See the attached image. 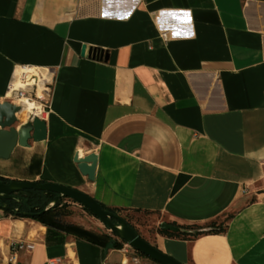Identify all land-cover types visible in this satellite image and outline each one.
<instances>
[{
	"label": "crops",
	"instance_id": "crops-1",
	"mask_svg": "<svg viewBox=\"0 0 264 264\" xmlns=\"http://www.w3.org/2000/svg\"><path fill=\"white\" fill-rule=\"evenodd\" d=\"M20 66L52 76L46 138L0 157V177L74 187L156 226L222 227L157 231L181 264H264V0H0V101ZM52 258L160 264L0 207V264Z\"/></svg>",
	"mask_w": 264,
	"mask_h": 264
},
{
	"label": "water",
	"instance_id": "water-1",
	"mask_svg": "<svg viewBox=\"0 0 264 264\" xmlns=\"http://www.w3.org/2000/svg\"><path fill=\"white\" fill-rule=\"evenodd\" d=\"M84 52L85 47H82V54ZM97 52L96 49H88V53L91 55H96ZM99 55L102 57L103 53L99 52ZM19 111L20 108L11 102L7 100L0 101V157L2 158H8L17 145L25 147L30 140L41 141L46 138V122L34 117L30 122L22 123L16 115ZM73 160L77 163L78 169L83 175H86L90 180L94 179L97 158L90 147L80 145L74 154ZM27 189L49 191L57 194L53 204L59 203V199L62 197L70 198L90 211L92 215L96 216L133 250L160 264H181L142 238L122 216L104 209L97 200L77 188L54 182H32L15 179L6 182L0 179V199L12 198L13 192ZM111 219H114L115 222H112ZM159 228L170 232L179 231L178 226L164 221L159 224Z\"/></svg>",
	"mask_w": 264,
	"mask_h": 264
},
{
	"label": "trees",
	"instance_id": "trees-1",
	"mask_svg": "<svg viewBox=\"0 0 264 264\" xmlns=\"http://www.w3.org/2000/svg\"><path fill=\"white\" fill-rule=\"evenodd\" d=\"M0 179L5 180L6 182L10 181V179L8 178L0 177ZM12 196H13L12 198L0 199V207L6 213H10L15 216H26L36 219L50 227H55L73 233L78 237L84 238L94 244L104 245L110 240H112L109 234L94 232L75 223L62 220L60 208L62 207L63 197L59 199V203L53 204L55 202L54 199L57 196V194L53 192L27 189V190L15 191L12 193ZM98 203L104 209L111 212L119 213L121 210L119 208L107 207L100 202ZM84 209L88 211L86 208ZM88 212L91 214L90 211ZM125 220L130 226H132L127 219ZM197 227L198 228L195 231L186 230L185 227H181L180 230L177 232H170L161 229H159L158 232L171 237H180L185 239L189 237H196L202 233L221 231L222 229L220 225L216 226L213 223L208 224L206 228H203L201 226H197ZM112 234L115 235L113 232ZM112 243L114 246L119 245V243L117 242H112ZM136 252L139 255L145 256L138 251Z\"/></svg>",
	"mask_w": 264,
	"mask_h": 264
},
{
	"label": "built area",
	"instance_id": "built-area-1",
	"mask_svg": "<svg viewBox=\"0 0 264 264\" xmlns=\"http://www.w3.org/2000/svg\"><path fill=\"white\" fill-rule=\"evenodd\" d=\"M160 35L162 38L167 39L166 31H162ZM14 75L15 71L9 81L3 100H7L20 108L16 115L18 119L22 118V123L30 122L34 117L44 120L49 112L51 98L52 76L49 70L45 68L43 72L38 70L37 73L30 75L23 73L18 76L17 81H13ZM32 102H35L36 106L23 113L24 107ZM13 247L14 251L25 250L30 252L34 248V243L29 240H19L13 244ZM127 247L129 246L127 245ZM132 261L136 262L137 257L133 256ZM48 264H61V260L52 258L48 261Z\"/></svg>",
	"mask_w": 264,
	"mask_h": 264
},
{
	"label": "rangeland",
	"instance_id": "rangeland-1",
	"mask_svg": "<svg viewBox=\"0 0 264 264\" xmlns=\"http://www.w3.org/2000/svg\"><path fill=\"white\" fill-rule=\"evenodd\" d=\"M60 212L62 220L75 223L94 232L109 234L111 239L118 238L113 235L112 231L107 228V226H105L96 216L90 214L80 203H77L70 198L62 199ZM119 215L127 219L134 229L137 230L140 236L152 244L153 237L160 228L159 226L154 225L148 214L120 210ZM185 228L186 230L195 231L198 227L187 226Z\"/></svg>",
	"mask_w": 264,
	"mask_h": 264
},
{
	"label": "bare ground",
	"instance_id": "bare-ground-1",
	"mask_svg": "<svg viewBox=\"0 0 264 264\" xmlns=\"http://www.w3.org/2000/svg\"><path fill=\"white\" fill-rule=\"evenodd\" d=\"M38 70L43 72L44 68H40V67L37 68V67H34V66H20V67H18L15 70V75L13 77V81H17L18 76H20L23 73H26L27 75H30V74L37 73ZM23 100H25V99H23ZM33 106H36L35 102L34 103L32 102L28 106H25L23 113H26L27 110L31 109V107H33Z\"/></svg>",
	"mask_w": 264,
	"mask_h": 264
},
{
	"label": "flooded vegetation",
	"instance_id": "flooded-vegetation-1",
	"mask_svg": "<svg viewBox=\"0 0 264 264\" xmlns=\"http://www.w3.org/2000/svg\"><path fill=\"white\" fill-rule=\"evenodd\" d=\"M114 214H118L119 215V213L118 212H113ZM111 221L112 222H115V220L114 219H111Z\"/></svg>",
	"mask_w": 264,
	"mask_h": 264
},
{
	"label": "snow or ice",
	"instance_id": "snow-or-ice-1",
	"mask_svg": "<svg viewBox=\"0 0 264 264\" xmlns=\"http://www.w3.org/2000/svg\"><path fill=\"white\" fill-rule=\"evenodd\" d=\"M106 15H107V13H106ZM187 15V14H186Z\"/></svg>",
	"mask_w": 264,
	"mask_h": 264
}]
</instances>
